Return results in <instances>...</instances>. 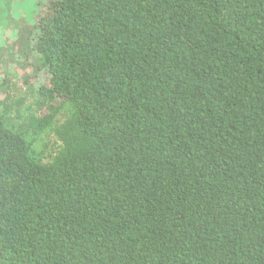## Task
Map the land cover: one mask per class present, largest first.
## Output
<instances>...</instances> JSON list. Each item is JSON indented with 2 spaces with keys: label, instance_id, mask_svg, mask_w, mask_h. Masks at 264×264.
Returning a JSON list of instances; mask_svg holds the SVG:
<instances>
[{
  "label": "trees",
  "instance_id": "16d2710c",
  "mask_svg": "<svg viewBox=\"0 0 264 264\" xmlns=\"http://www.w3.org/2000/svg\"><path fill=\"white\" fill-rule=\"evenodd\" d=\"M19 28L47 76L20 127L1 103L0 264H264V0H46Z\"/></svg>",
  "mask_w": 264,
  "mask_h": 264
},
{
  "label": "rangeland",
  "instance_id": "374dc122",
  "mask_svg": "<svg viewBox=\"0 0 264 264\" xmlns=\"http://www.w3.org/2000/svg\"><path fill=\"white\" fill-rule=\"evenodd\" d=\"M46 0H0V5L5 6L6 15L0 23V109L2 102L11 105L17 112H11L10 119L15 120L20 115L23 117L38 113V96L36 91L43 82H46L47 73L41 71L36 78L25 81V71L22 69V60L17 52L12 51L17 32L21 30V22L32 24L36 21L39 9H43ZM5 3V4H4ZM18 23V25H17ZM28 71V70H27ZM32 86V87H31ZM61 116L57 120L59 122ZM33 141V147L43 157H47L55 146V137L51 130L40 134H27Z\"/></svg>",
  "mask_w": 264,
  "mask_h": 264
}]
</instances>
